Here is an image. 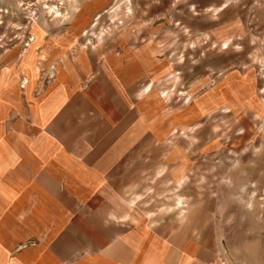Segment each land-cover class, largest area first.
Segmentation results:
<instances>
[{"label": "crops", "instance_id": "0c3cea01", "mask_svg": "<svg viewBox=\"0 0 264 264\" xmlns=\"http://www.w3.org/2000/svg\"><path fill=\"white\" fill-rule=\"evenodd\" d=\"M57 38L0 71V264H212L219 230L193 215L192 153L170 140L185 108L142 89L173 65L142 47L70 58Z\"/></svg>", "mask_w": 264, "mask_h": 264}, {"label": "rangeland", "instance_id": "374dc122", "mask_svg": "<svg viewBox=\"0 0 264 264\" xmlns=\"http://www.w3.org/2000/svg\"><path fill=\"white\" fill-rule=\"evenodd\" d=\"M58 36L70 58L142 47L173 65L142 89L185 108L170 140L192 153L193 215L208 209L229 264H264V0H0V71ZM38 67L43 95L55 74Z\"/></svg>", "mask_w": 264, "mask_h": 264}, {"label": "built area", "instance_id": "2783aa9c", "mask_svg": "<svg viewBox=\"0 0 264 264\" xmlns=\"http://www.w3.org/2000/svg\"><path fill=\"white\" fill-rule=\"evenodd\" d=\"M212 264H229L228 260L225 256V252L219 253L218 257L216 258V260Z\"/></svg>", "mask_w": 264, "mask_h": 264}]
</instances>
